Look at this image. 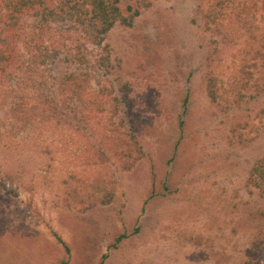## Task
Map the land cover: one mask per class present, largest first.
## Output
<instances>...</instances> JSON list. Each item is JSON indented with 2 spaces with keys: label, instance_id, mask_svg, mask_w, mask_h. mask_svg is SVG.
Segmentation results:
<instances>
[{
  "label": "rangeland",
  "instance_id": "obj_1",
  "mask_svg": "<svg viewBox=\"0 0 264 264\" xmlns=\"http://www.w3.org/2000/svg\"><path fill=\"white\" fill-rule=\"evenodd\" d=\"M211 2L151 0L108 63L0 65V264H264V37Z\"/></svg>",
  "mask_w": 264,
  "mask_h": 264
},
{
  "label": "trees",
  "instance_id": "obj_2",
  "mask_svg": "<svg viewBox=\"0 0 264 264\" xmlns=\"http://www.w3.org/2000/svg\"><path fill=\"white\" fill-rule=\"evenodd\" d=\"M134 1L136 7L130 5V13L126 15L121 0H0V65L7 61L11 66L25 63L33 83H37V77L43 76L39 72L42 68L47 71V77L52 76L49 64L62 54L71 62L89 60L90 46L106 51L97 60L108 63L110 53L104 44L107 33L118 21L131 25L140 14V7L151 3V0ZM228 10L236 20L245 23L252 20V25L249 23L252 47L259 53L257 45L264 37V0H213L208 16L214 20L226 19ZM252 63L257 66L255 61ZM38 72L39 75H34ZM89 79L88 73L71 72L62 77L61 90L63 93L79 90L83 96L89 92ZM250 181L264 196V158H259L252 167Z\"/></svg>",
  "mask_w": 264,
  "mask_h": 264
}]
</instances>
